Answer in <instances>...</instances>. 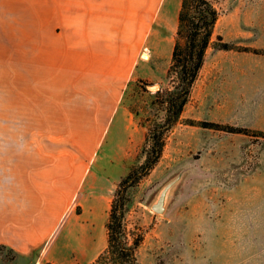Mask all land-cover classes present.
<instances>
[{
	"label": "rangeland",
	"instance_id": "rangeland-1",
	"mask_svg": "<svg viewBox=\"0 0 264 264\" xmlns=\"http://www.w3.org/2000/svg\"><path fill=\"white\" fill-rule=\"evenodd\" d=\"M5 1L0 0V178L9 175L11 164L14 197H41V151L47 160L48 152L57 149L77 153L80 139L70 133L72 123L46 121L41 114V81L61 80L51 67H41V10L17 9ZM181 2L168 15L172 42H165L158 59L143 48L149 56L142 54L138 74L123 93L140 127L139 145L117 168L104 165L110 154L123 156L130 143V132L115 123L93 173L103 166L112 181L143 161L148 127L163 115L156 92L170 86L167 72ZM218 5L222 13L191 100L169 133L160 161L130 191L129 227L144 235L138 264H264V0H218ZM132 13L136 21L142 18L143 28L155 15ZM220 37L240 48L219 49ZM155 84L160 87L154 89ZM189 119L246 132L189 124ZM187 166L192 169L167 211H154L150 203L156 193Z\"/></svg>",
	"mask_w": 264,
	"mask_h": 264
},
{
	"label": "crops",
	"instance_id": "crops-1",
	"mask_svg": "<svg viewBox=\"0 0 264 264\" xmlns=\"http://www.w3.org/2000/svg\"><path fill=\"white\" fill-rule=\"evenodd\" d=\"M5 2L41 10V67L61 74L58 82L41 81V114L75 125L70 133L80 139V151L53 150L48 160L41 151V197H14L11 164L0 178V264H88L108 245L110 197L124 174L111 181L107 168L93 173V164L115 123L130 132V143L123 156L110 154L104 165L117 168L139 145L140 127L123 93L138 74L143 48L158 59L165 42H172L168 15L181 0ZM143 10L155 11L144 28L132 13Z\"/></svg>",
	"mask_w": 264,
	"mask_h": 264
},
{
	"label": "trees",
	"instance_id": "trees-1",
	"mask_svg": "<svg viewBox=\"0 0 264 264\" xmlns=\"http://www.w3.org/2000/svg\"><path fill=\"white\" fill-rule=\"evenodd\" d=\"M221 13L218 0H182L167 72L170 86L156 92L159 100L156 102L160 103L163 115H158L148 127L141 150L143 161L132 166L117 186L106 224L107 247L88 264H138V249L144 235L129 227L128 215L133 201L130 191L160 161L169 133L181 121L213 43L215 27ZM220 40L219 49L240 48L234 43L224 41L223 37ZM188 123L232 132H246L245 128L214 121L189 119Z\"/></svg>",
	"mask_w": 264,
	"mask_h": 264
},
{
	"label": "water",
	"instance_id": "water-1",
	"mask_svg": "<svg viewBox=\"0 0 264 264\" xmlns=\"http://www.w3.org/2000/svg\"><path fill=\"white\" fill-rule=\"evenodd\" d=\"M143 55H149V54L146 51H144ZM159 87H160L159 84L154 85V89H158ZM191 169L192 167L190 166L184 167L159 189V191L156 193L155 197L150 203V206L154 211H156L159 214H163L167 211L176 188L184 178L187 171Z\"/></svg>",
	"mask_w": 264,
	"mask_h": 264
},
{
	"label": "bare ground",
	"instance_id": "bare-ground-1",
	"mask_svg": "<svg viewBox=\"0 0 264 264\" xmlns=\"http://www.w3.org/2000/svg\"><path fill=\"white\" fill-rule=\"evenodd\" d=\"M148 53V52H147ZM149 54V53H148ZM144 56H149V55H144Z\"/></svg>",
	"mask_w": 264,
	"mask_h": 264
}]
</instances>
